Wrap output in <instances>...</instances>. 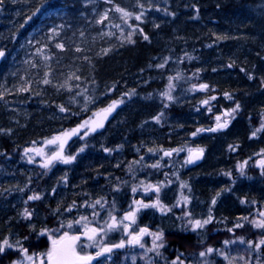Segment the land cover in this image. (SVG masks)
<instances>
[{"label":"trees","instance_id":"trees-1","mask_svg":"<svg viewBox=\"0 0 264 264\" xmlns=\"http://www.w3.org/2000/svg\"><path fill=\"white\" fill-rule=\"evenodd\" d=\"M94 8H109L108 16L98 22ZM53 9L64 13L58 40L63 48L50 43L35 62H28L34 50L29 37ZM96 33L101 36L95 38ZM0 50L5 53L0 65V240L46 249L49 233L69 231V221L85 215L93 225L100 220L105 225L110 214L119 220L139 208L136 201L151 205L159 200L170 210L160 215L153 207L139 208L129 230L159 227L171 259L177 249L188 252L206 239L217 241L223 232H212L222 220L232 226L264 212V185L246 181L236 171L238 162L250 159L248 172L257 179L260 170L253 156L264 150V128L252 136L254 127L264 124V0H114L97 5L88 0H2ZM113 101H122L113 118L103 129L90 131L92 118ZM237 104L224 117L226 128L197 132L216 128V115ZM78 127L85 132L72 141L83 138L68 154L75 159L58 171L43 167L50 155L40 158L44 151L32 148ZM190 147L204 149L200 163H185ZM179 149L183 151H173ZM175 163L182 166L169 184L166 173ZM224 171L233 172L236 182ZM145 183L160 185L159 192L137 189ZM37 194L40 199H28ZM243 198L258 200L262 211L253 213ZM85 201H100L96 210L104 211L102 217L97 211L90 218L91 210L81 209ZM25 209L32 213L29 218ZM209 210L215 215L209 231L181 228L186 213L204 220ZM62 223L65 228L56 233ZM77 227L72 232L83 231ZM43 229L48 232L40 234ZM115 230L110 245L126 242L123 225ZM242 231L251 241L264 233L249 224ZM113 251L120 262L122 248ZM259 251L237 243L229 253L234 264H264V249ZM13 254L1 255L0 264L9 263ZM208 260L228 264L214 255ZM136 264L161 263L140 255Z\"/></svg>","mask_w":264,"mask_h":264},{"label":"rangeland","instance_id":"rangeland-1","mask_svg":"<svg viewBox=\"0 0 264 264\" xmlns=\"http://www.w3.org/2000/svg\"><path fill=\"white\" fill-rule=\"evenodd\" d=\"M105 2V3H112L114 2V0H88V3L89 4H93V5H97L98 2ZM93 12L95 14H97L98 16V22L101 21V18L105 16L106 14V17L108 16V13H109V8H106V9H101V11H98L97 9L94 8ZM64 18V13L62 11V9H53L51 11H48V13H45L44 16L42 17L41 21L37 24V28L35 31H33V33L30 35V39H29V43L31 44L32 47H34V50L32 51L31 53V56L28 58V62H33L35 61V59H37V57L39 55H41V52L44 48L47 47V45H49L50 43H56L54 45V47L56 49H62L63 47H57L58 44H61L63 45L62 42L58 41L60 38H61V33L63 31L62 29V20ZM55 29V31H53ZM101 34L99 33H96L94 34V37L95 38H98L100 37ZM229 94L228 96H225L228 98V100H232L233 99V96L232 94L230 93H227ZM217 96V95H216ZM230 97V98H229ZM237 107V105L233 108L235 109ZM233 109H223L222 113L216 115V117H220V123H223L224 122V117L226 116H229L230 113L232 112ZM228 114V115H226ZM215 117V118H216ZM217 122V120H216ZM257 129H260L259 131H257ZM261 125L260 126H256L254 127V131L253 133H256L255 135H253L252 133V136H257V134H259V132L261 131ZM69 132V131H68ZM85 131H81V129L79 128V133H76L75 135H78V137L81 135V133H83ZM75 135H72L70 136V138H68L66 140V142L64 143L63 145V149H62V152H63V155L66 157L68 156V154L70 153V150L75 147V143L79 142L80 140H82L83 138H79V139H75V143H72L73 139L75 138ZM62 135L58 136V137H61ZM189 149H194V150H198V149H203V148H196V147H190ZM33 151H36L37 150L43 152L44 151V154L40 155L39 157H45L47 158L49 155L51 156L53 152H56L59 149V144H48L47 142H45L44 146H34L32 148ZM204 151V149H203ZM188 155H189V152H188ZM253 157H255V164H256V167L260 170V173L258 176V178L256 179V177H252L251 174L248 172V168H249V160L250 159H246V160H242L240 162L237 163V167H236V171L238 172L240 178L246 180V181H251V180H259L258 182H260L262 185H264V170H262V168L260 167V161H264V150H261L259 151L258 153H256ZM252 157V158H253ZM59 164V165H57ZM176 165H174L170 170H168V172L166 173V181L169 182V184L171 182L174 181V178L173 177H176L178 176V172H179V168L182 166L178 163H175ZM52 167L57 168L58 166H62V165H66V163H63L62 161H54L52 164ZM240 165H244V168H243V175H241V170H240ZM58 171V169H55ZM62 170V169H61ZM222 174H224L225 176H227L228 178H230L233 182H236V179L237 177L234 176L233 172L231 171H224L222 172ZM176 179V178H175ZM162 184H164V182L161 181ZM137 189H146L148 188L149 190L151 191H155V188L156 187H159L160 188V185H157L155 188L153 185H151V183H145V184H138L136 185ZM148 190V191H149ZM156 192V191H155ZM242 203L244 205H246L247 207H252V212H257V210H261V208L259 209L260 205H259V201L257 200H252V201H249L247 198H243L242 199ZM75 204V203H74ZM161 204V203H160ZM162 206H164L167 210L164 211V212H161L159 208H156V207H153L155 208L158 213L160 215H165L169 210H170V207L166 204H161ZM81 209H84V210H91V213H90V218L92 216H94L93 214H97V211L99 210H96L98 209L97 208V204L94 203V202H91V201H85L83 204H81ZM137 209V208H136ZM136 209H134L133 211H135L136 215L139 211H136ZM104 212V211H103ZM103 212L99 211L97 216L98 217H102L101 215L103 214ZM85 214V213H84ZM85 216V215H84ZM211 216H212V220H214L215 218V215L213 214V211L211 210ZM87 217V216H86ZM248 217L247 220L245 219H241V220H238L236 221L232 226H226V221L225 220H222L221 223H220V226L219 227H216L212 233H215V232H223V234L221 236L218 237V240L216 241H212L209 240V239H206V241H204V243H202V246L198 247L197 249H191L189 250L188 252L186 251H183L181 249H177L176 252H175V257L169 259L170 257V254L166 251V247L168 245V242L166 241V237L164 236L163 234V247H161L159 249V255H157V253L155 251L153 252H148L146 251L148 248H151L152 247V236L151 235H145L141 241V243H143L145 245L144 248H141L139 245H135V246H132V245H128L127 244V240L125 242L126 246L124 248H122V259L120 260V262L117 261L116 259V254L117 252H114L112 251L111 253H105L103 256L99 257L101 258L100 261L96 264H136V262L138 261V257L141 255V256H147V255H151V259H155V258H158L159 259V263L161 264H172L173 261H176L177 264H210L209 263V260L208 258L210 256H215L216 258H220V259H223L225 262H227L228 264H234L232 262V259H231V255L229 252H231V249H232V246L234 244H241L242 246L244 247H247V249H253V252L252 253H261L259 250H263L264 249V245H261V247L259 249H255L254 248V244L255 243H258L259 240L264 237V233L261 234V230L262 232H264V229H258V228H255L252 224H251V221L252 220H259V219H262L264 217H249V216H246ZM189 219H192V220H201L200 218L198 217H195L194 215H190V216H185V220H184V223L183 225L181 226V228L185 231H194L195 233L197 232H200L202 230H207L209 231L210 229V223L204 225L203 228H199V229H196V230H193L191 228V226L188 224V220ZM100 225H93L94 223L92 222L90 226H94V227H103V221L100 220ZM237 224H240L242 225V227H236ZM250 225L251 228H253L254 231H259L261 236L259 238L256 239V241H251L249 240L247 234L245 233V231H242V228H244L246 225ZM78 225H74L73 226V229H71V232L72 231H75L77 230V227ZM148 228L150 232H162L163 231L159 228V227H156L155 228H149L147 227V225H143V226H140L138 229H136L135 231H139L140 228ZM70 231V230H69ZM115 231L117 230H112V231H109L107 232V234H100V236L98 237L97 239V243H102V244H105V245H110V243L108 242L110 240V236L112 235V233H114ZM40 234H45L44 233V229L41 230ZM129 238V237H128ZM242 238V240H241ZM9 239V238H8ZM225 241H228L229 243L225 244L224 242ZM248 241H251L253 242V245L250 246ZM9 242H11V240L9 239ZM82 242H85L87 243V241L85 240V238L82 237ZM159 243V241H158ZM13 245H15V247L13 248H10V249H6V251L1 255L9 252V251H13L14 254H13V257L11 258L10 262L7 263V264H12L13 261H19L22 259V256L23 254L19 251L20 247H23V248H26L28 249V254L31 255V254H36V256L34 257L35 261H36V264H40V254L42 253H45L47 251V249L50 247V245L45 249L43 247H33V246H28V245H25L24 243H20V245H16L14 243H12ZM209 247H211L212 249H214L213 252L211 253H207L205 256L201 257L199 255L200 252L202 251H206V249H208ZM231 248V249H230ZM89 253L95 255V252L98 250L95 246H92V247H88L86 249ZM223 252L224 255H221L220 253ZM133 257H135V260H133ZM227 257V259L225 258ZM179 258V259H177Z\"/></svg>","mask_w":264,"mask_h":264},{"label":"snow or ice","instance_id":"snow-or-ice-1","mask_svg":"<svg viewBox=\"0 0 264 264\" xmlns=\"http://www.w3.org/2000/svg\"><path fill=\"white\" fill-rule=\"evenodd\" d=\"M0 3H2V0H0ZM118 12H121L124 16H129L131 15L130 13H127L124 9H121L117 7L116 9ZM39 11V9H37ZM106 18V14L104 17L101 18V21ZM141 17L139 15L136 16V19L139 20ZM31 19V17H29ZM119 27V25H117ZM55 31V29L53 30ZM129 41L131 40V36L129 35L128 37ZM145 39L147 37L145 36ZM57 47H63V45L58 44ZM4 51L0 50V57L4 56ZM43 83L47 84L50 83L48 79H45ZM172 85H169V88H171ZM195 88V85L193 86ZM202 89L207 88V85L201 84L199 86ZM22 91H27V88L21 89ZM163 95L168 96V99H172V97L168 93H164ZM226 96L229 94L225 93ZM230 98V97H229ZM212 99H215V97H212ZM122 103V101H113L111 105L108 106V108L103 109L104 113V118H106L107 114L111 113L116 106ZM203 103L207 104L208 101L205 100ZM237 108H239V104H237ZM63 111L64 109L61 108ZM236 109H233L232 111L234 112ZM228 115V114H226ZM156 119H159L157 117ZM220 117H216L217 120V126L216 128H210V129H197V132L201 131H217L222 128H226L228 126V121L225 120L223 123H220ZM88 122L86 121L85 124ZM102 123H97L96 127H102ZM79 127H84V125H80ZM79 127L76 129H72L69 132H64L61 137H54L53 139L47 141L48 144H59V149L56 152H53L51 156H49L46 160V162L43 164V167L48 168L54 161H62L63 163H71L72 160L75 159L73 156H67L65 157L63 155L62 149L63 145L66 142L70 136L75 135L79 131ZM261 128H264V124L261 125ZM260 129H257L259 131ZM90 131H95V128L90 129ZM256 133H253L255 135ZM193 135H196V133H193ZM83 151V149H81ZM105 151H108V149H105ZM151 151V149H150ZM173 151H183V149L179 150H173ZM25 152L27 153L28 150L26 149ZM189 152V157L185 161V163H193L195 160L200 159L201 155L203 154V149H188ZM172 153L171 152H165L166 156H170ZM158 165H153V167H157ZM240 170H241V175H243V168L244 165H240ZM260 167L262 170H264V161H260ZM182 187H186V185H182ZM149 189L146 188L145 191H148ZM133 191H136L135 188H133ZM156 192H159V188H155ZM29 200H36L40 199V196L33 195L28 197ZM187 200V198H184ZM97 204L100 203V201H96ZM139 208H146V207H156L159 208L161 212L166 211L167 209L162 206L157 200L155 203L148 205V204H143L140 201L135 202ZM215 203V200H213V204ZM139 208L136 209V211L139 210ZM25 218H29L32 213L28 211V209H25L23 213ZM95 216V213L93 214ZM186 216H190V213H186ZM260 217H264V212L260 213ZM243 219L247 220L248 217H243ZM110 220L111 222H105V225L103 227H94L90 226L91 221H89L88 217L86 216H81L78 220L75 221H69L67 223V229H73L74 225H81L83 228V231H80L78 234L71 232V231H63L61 234H52L49 233V240H50V247L47 249L45 253L40 254V264H92V261L95 260L97 257L103 256L105 253H111L113 249H118V248H124L126 246L125 240H121L118 244H111V245H105L102 243H97V239L100 236V234H107V232L112 231L116 229L117 227L123 225V231L128 233V239H127V244L128 245H139L141 248H144L145 245L141 243L143 237L145 235H151L152 236V247L148 248L146 251L148 252H153L155 251L157 255H159V249L163 247V233L162 232H150L148 228H140L139 231L132 230L130 231L129 229L131 228V225L135 224L136 218H135V211H129L125 213V215L117 220L115 216H111L110 214ZM125 221H129L130 223H125ZM212 221V216H211V210H209V215L207 219L204 220H188V224L191 226L193 230L203 228L204 225L210 223ZM251 224L258 229H264V218L259 219V220H252ZM236 227H242V225L237 224ZM65 225L62 223L60 225L59 229H56V233H60L61 229H64ZM44 232H48L47 229L44 230ZM82 237L85 238L87 243L82 242ZM242 240V238H241ZM159 241V243H158ZM225 244L229 243L228 241L224 242ZM249 245L252 246L253 242L248 241ZM16 245H20V241H16ZM261 245H264V237H262L258 243L254 244L255 249H259ZM95 246L98 250L95 252V255L89 253L86 249L88 247ZM15 247L12 243L9 242L8 238H4L3 240H0V254L4 253L6 249H10ZM19 251L23 254L22 259L19 261H13L12 264H36V261L34 257L36 254H28V249L20 247ZM214 249L209 247L206 249V251H202L199 253L201 257L205 256L207 253L213 252ZM221 255H224L223 252L220 253ZM227 259V257H225ZM179 259V258H177ZM133 260H135V257H133ZM172 264H177L176 261H173ZM182 264V262H181Z\"/></svg>","mask_w":264,"mask_h":264},{"label":"water","instance_id":"water-1","mask_svg":"<svg viewBox=\"0 0 264 264\" xmlns=\"http://www.w3.org/2000/svg\"><path fill=\"white\" fill-rule=\"evenodd\" d=\"M2 60H3V57H0V64L2 63ZM114 114H115V109L113 111H111V113L107 114L106 118H104L103 111L98 113L92 119L91 126L93 128H95V130H97V131L103 129L105 127V125L113 118ZM97 123H102L103 126L102 127H96ZM204 156H205V153L203 152V154L201 155L200 159L195 160L193 163H190V164L191 165H195V164L200 163L204 159ZM96 259L92 261V264L96 261Z\"/></svg>","mask_w":264,"mask_h":264},{"label":"bare ground","instance_id":"bare-ground-1","mask_svg":"<svg viewBox=\"0 0 264 264\" xmlns=\"http://www.w3.org/2000/svg\"><path fill=\"white\" fill-rule=\"evenodd\" d=\"M35 60H36V59H35ZM2 61H3V60H2ZM33 62H35V61H33ZM0 65H1V64H0ZM224 97L227 98L225 95H224ZM227 99H228V98H227ZM232 100H234V97H233ZM232 100H230V101H232ZM235 106H236V105H235ZM235 106H234V107H235ZM234 107H233V108H234ZM236 108H237V107H236ZM115 112H116V109H115ZM263 115H264V114H263ZM92 119H93V118H92ZM202 243H204V242H202Z\"/></svg>","mask_w":264,"mask_h":264}]
</instances>
